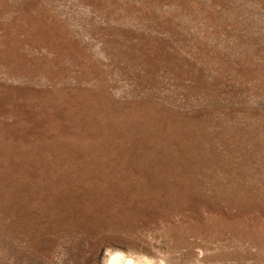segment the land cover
Here are the masks:
<instances>
[{
	"label": "rangeland",
	"instance_id": "1",
	"mask_svg": "<svg viewBox=\"0 0 264 264\" xmlns=\"http://www.w3.org/2000/svg\"><path fill=\"white\" fill-rule=\"evenodd\" d=\"M115 253L264 264V0H0V264Z\"/></svg>",
	"mask_w": 264,
	"mask_h": 264
},
{
	"label": "bare ground",
	"instance_id": "2",
	"mask_svg": "<svg viewBox=\"0 0 264 264\" xmlns=\"http://www.w3.org/2000/svg\"><path fill=\"white\" fill-rule=\"evenodd\" d=\"M116 254V253H115ZM120 255V253H118ZM118 254L114 255V256H110L108 259V262L106 264H118V262L120 261L119 257L117 256ZM112 255V254H111ZM118 257V259H117ZM119 260V261H118ZM122 261V260H121ZM130 264V263H129Z\"/></svg>",
	"mask_w": 264,
	"mask_h": 264
}]
</instances>
